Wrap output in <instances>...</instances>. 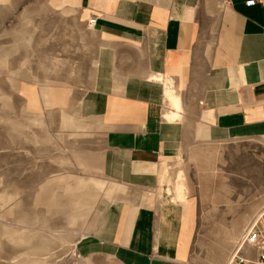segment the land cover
Wrapping results in <instances>:
<instances>
[{
    "label": "rangeland",
    "instance_id": "obj_1",
    "mask_svg": "<svg viewBox=\"0 0 264 264\" xmlns=\"http://www.w3.org/2000/svg\"><path fill=\"white\" fill-rule=\"evenodd\" d=\"M92 18L87 0H0V264H114L84 254L81 242L96 232L108 205L137 197L157 210L158 223H183L180 257L194 223L188 264H228L244 248L246 230L264 225V137L187 141L153 187L107 178V126L102 108L87 98L99 39ZM25 88L34 89L36 104ZM42 88L63 101L46 105ZM65 114L78 127H66ZM180 171L190 201L185 210L166 190L175 189ZM85 177L125 190L111 200L103 191L92 210L74 218L68 187ZM43 245L48 249H34Z\"/></svg>",
    "mask_w": 264,
    "mask_h": 264
},
{
    "label": "crops",
    "instance_id": "obj_2",
    "mask_svg": "<svg viewBox=\"0 0 264 264\" xmlns=\"http://www.w3.org/2000/svg\"><path fill=\"white\" fill-rule=\"evenodd\" d=\"M222 1L87 0L99 38L87 98L107 126V178L153 187L187 141L264 137V0ZM159 74L164 80L151 79ZM168 77L184 108V119L171 123L164 118ZM85 178L103 180L107 200L125 190ZM129 200L105 208L81 251L114 264H188L194 223L180 257L183 223H158L155 208Z\"/></svg>",
    "mask_w": 264,
    "mask_h": 264
},
{
    "label": "bare ground",
    "instance_id": "obj_3",
    "mask_svg": "<svg viewBox=\"0 0 264 264\" xmlns=\"http://www.w3.org/2000/svg\"><path fill=\"white\" fill-rule=\"evenodd\" d=\"M151 79L156 80V81H162V80H164L163 75H160V74L159 75H154ZM25 89H26L27 93L30 95V100H31L32 104L33 105H34V103L36 104L37 103L36 102L37 101V98H36V94H35L34 89H32V88H25ZM42 97H43V101L45 102L46 105H50L52 103H61L63 101L62 99H57L55 97V95L53 93V89H51V88H42ZM165 97H166L167 104H168V110H166L164 112V118L166 120H168V122H170V123L171 122H175V121L181 119L182 116H183L182 113L184 111L182 97H181V95L179 93L176 92V89H175L173 80L170 77L166 78ZM67 114H65L64 120H62V122L64 121V125L66 127H78L77 120L75 118H73L72 115H67ZM181 175H182V172L180 171L179 174H178V181H177V184L175 186V189L172 190L171 188H167L166 190L168 191V193H171L172 192V195H173L172 199H173L174 205L180 206L181 208H183V210H185L188 207H190L189 206V204H190L189 202L190 201H189V198L185 194V185H184V182L181 179L183 177V176L181 177ZM101 182H99V180H96V179L86 178V179H82L81 181H78L77 185H74V186L73 185H70L68 187V193H69L68 194V198H69L70 203L73 204L72 206H73V208L75 210L74 211L75 213L72 214L74 218L75 217H78V214L81 215L79 212H81L82 209H84V208H90V207L94 206V204L96 203V201L99 198V195H100V192H101V189H102ZM92 188H94V190ZM177 209H179V208H177ZM72 212H73V210H72ZM12 232H13V230H12ZM186 235H187L186 236L187 239L189 240L190 237H191V229H188L187 230V234ZM82 238H85V235L82 234ZM43 239H45L44 240V242H45L46 241V238L43 237ZM64 239H65V237H64ZM65 240H67V239H65ZM21 241L22 242H28V239L22 238ZM79 242H81V241H79ZM75 245H77V244H75ZM34 249H36L37 251L42 252V251L47 250L48 248L43 245L40 248L39 247L38 248L35 247ZM35 253H37V252H35ZM236 254H239V253L236 252L235 255ZM27 255H29V254H27ZM41 257H43V256H41ZM32 258L33 257H31V260H32ZM232 258H233V255H232V257L230 259H232ZM29 259H30V257H29ZM230 259L228 261L229 263L231 261ZM36 261H37V259H36ZM43 261L41 263L46 264L47 261L46 262H43ZM32 262L33 261H31V263ZM37 263H40V262H37Z\"/></svg>",
    "mask_w": 264,
    "mask_h": 264
},
{
    "label": "built area",
    "instance_id": "obj_4",
    "mask_svg": "<svg viewBox=\"0 0 264 264\" xmlns=\"http://www.w3.org/2000/svg\"><path fill=\"white\" fill-rule=\"evenodd\" d=\"M223 4L230 5L231 0H223ZM257 0H248L246 5L257 4ZM264 12V2L262 3ZM97 19L92 18L90 24H96ZM239 254L233 256L229 264H264V225L254 223L245 232ZM247 246V248H246Z\"/></svg>",
    "mask_w": 264,
    "mask_h": 264
}]
</instances>
